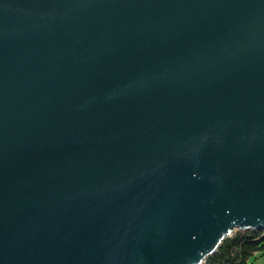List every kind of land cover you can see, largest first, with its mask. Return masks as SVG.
Instances as JSON below:
<instances>
[{"label": "water", "instance_id": "1", "mask_svg": "<svg viewBox=\"0 0 264 264\" xmlns=\"http://www.w3.org/2000/svg\"><path fill=\"white\" fill-rule=\"evenodd\" d=\"M264 231V0H0V264H205Z\"/></svg>", "mask_w": 264, "mask_h": 264}, {"label": "trees", "instance_id": "2", "mask_svg": "<svg viewBox=\"0 0 264 264\" xmlns=\"http://www.w3.org/2000/svg\"><path fill=\"white\" fill-rule=\"evenodd\" d=\"M264 254V231H239L229 237L205 264H253Z\"/></svg>", "mask_w": 264, "mask_h": 264}, {"label": "rangeland", "instance_id": "3", "mask_svg": "<svg viewBox=\"0 0 264 264\" xmlns=\"http://www.w3.org/2000/svg\"><path fill=\"white\" fill-rule=\"evenodd\" d=\"M237 232H239V231H235V233H237ZM253 264H264V254L257 255L255 260H254V262H253Z\"/></svg>", "mask_w": 264, "mask_h": 264}]
</instances>
